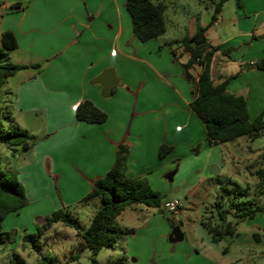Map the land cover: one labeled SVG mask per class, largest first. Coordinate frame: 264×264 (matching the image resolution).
Wrapping results in <instances>:
<instances>
[{"label":"crops","instance_id":"0c3cea01","mask_svg":"<svg viewBox=\"0 0 264 264\" xmlns=\"http://www.w3.org/2000/svg\"><path fill=\"white\" fill-rule=\"evenodd\" d=\"M218 3L214 13L207 10L196 18L197 25L207 27L206 37L216 48L211 63L213 82L235 77L227 90L247 100L249 113L257 110L254 116L249 114L251 120L260 113L264 117V71L252 66L264 57V0H225L215 14ZM17 4L20 9H15ZM129 16L126 0H0V37L12 31L19 44L11 63L41 65L8 78L0 94V107L7 108L17 125L37 139L29 150L12 148L24 185L32 177L51 185L54 178L65 203H81L111 169L123 144L129 148L128 176L146 178L160 193L186 194L187 181L180 180L169 189L164 183L166 175L176 167L177 172L184 157L205 153L208 161L212 159L218 145L209 144L205 124L191 108L194 89L182 68L189 54L174 44L175 60L170 50L162 48L160 38L139 41ZM108 69H113L119 85L104 98L101 85L93 82ZM191 73L197 79L200 68ZM85 100L107 114L105 123L89 124L76 118V109ZM162 145L171 146L172 151L160 159ZM259 156L260 151L254 154ZM92 201L96 212L98 199L84 205ZM32 206L39 225L46 222L42 218L61 208L45 192L21 210ZM240 224L233 237L235 248L243 251L240 260L228 259V248L224 257L209 248L204 253L203 239L201 252L195 249L183 254L166 247L168 260L175 264L174 255H181V264H264V211L242 222L244 231ZM154 253L150 262L163 264L164 258L158 260Z\"/></svg>","mask_w":264,"mask_h":264},{"label":"rangeland","instance_id":"374dc122","mask_svg":"<svg viewBox=\"0 0 264 264\" xmlns=\"http://www.w3.org/2000/svg\"><path fill=\"white\" fill-rule=\"evenodd\" d=\"M219 1L164 0L167 5L164 13L167 31L159 39L162 48L170 50L169 44L173 40L182 38L191 30L194 32L198 26L197 19L201 18L207 10L214 13V4ZM13 59L14 53L10 52L4 57L3 62L8 60L11 63ZM2 110L3 107H0V129L5 130L9 128L10 122L4 118ZM255 112L257 110L252 109L250 116H254ZM213 149L212 159L209 161L205 153L188 159L184 157L173 180L165 178L164 183L169 189L177 186L180 180L187 181L186 194L184 191L178 195L159 192L163 196V203L167 199L180 201L181 210L178 215H173L163 208H150L143 204L129 207L117 221L123 228L134 229L135 233L124 236L115 248H105L94 255L87 248L83 247L80 250L84 242L78 237L77 231L66 227L61 222L52 224L49 229L40 233L36 228L39 221L32 216L35 206H32L6 219L4 230L12 231L14 238L3 237L4 242L0 243V264H41V259L45 256L54 258L55 264H126L127 262L137 264L133 262L137 258L140 259L138 264H153L150 260L154 258V251L158 255V260L164 258L163 264H172L168 260L166 247L171 249L175 247L183 254L195 249L201 252V239L205 242V247L202 249L204 253L208 254L206 250L209 248L220 257H224L226 254L223 251L228 248L231 250L228 259L240 260L243 258V251L239 246L238 249L235 248L233 238L227 237L220 243H212L208 231L201 222L208 219L218 222L215 205L221 195V188L228 191L225 201L228 199L236 202L249 201L264 206V185H260V178L257 175L260 169H264V135L254 141L247 137H240L237 141L219 144ZM196 150L195 148L194 154ZM258 151L261 152V156L256 158L254 154ZM213 167L219 170L217 175L213 174ZM175 170L177 167L172 172ZM0 171L15 173L18 179L24 182L17 170L16 155L11 147L4 144H0ZM26 182L25 188L29 200L34 196L37 198L44 192L51 194L52 201L61 208L66 207L83 229L89 226L90 216L94 214L91 212H95L93 201L88 205H84L85 202L73 205L65 203L61 194L63 193L61 185H57L54 178H51V185L46 184L43 178L39 181L37 177H32ZM94 199H98V203L102 204L100 198ZM42 220L45 219L42 218ZM240 225L241 231H244L245 226L242 222ZM175 227H180L185 234V239L178 243H171L169 236ZM25 235L29 237L27 241H24ZM254 249L259 250L257 247ZM173 258L175 264L183 262L181 255H174Z\"/></svg>","mask_w":264,"mask_h":264},{"label":"trees","instance_id":"16d2710c","mask_svg":"<svg viewBox=\"0 0 264 264\" xmlns=\"http://www.w3.org/2000/svg\"><path fill=\"white\" fill-rule=\"evenodd\" d=\"M221 0L215 7V14L222 9ZM17 4L15 9H20ZM126 9L132 22V31L136 39L141 42L155 40L165 35L167 24L164 13L167 9L163 0H126ZM216 20L212 17V23ZM207 27L200 24L196 32L186 35L181 41L169 44L170 52L177 60L174 44H180L189 54L188 61L182 65L186 80L194 89L195 98L191 108L203 121L207 130V140L210 145L231 143L240 137H247L254 141L264 135V117L257 116L250 119L247 100L227 90L228 83L235 77L225 78L215 84L211 74V63L216 48L206 37ZM18 40L12 31H4L0 37V94L8 78L29 67L39 69L40 64L23 65L3 62L4 57L17 50ZM253 67L264 71V57L254 63ZM200 68L198 78L195 79L191 70ZM4 118L9 120L8 129H0V144L11 148L29 150L36 142V136L28 130L20 128L7 108L2 110ZM76 118L89 124H102L108 119L107 114L97 108L91 101L81 102L76 109ZM172 151V147L162 145L159 149V158L163 159ZM197 151V150H196ZM129 148L121 144L116 152L115 162L105 176L99 178L93 185L91 192L81 201L87 202L100 198L102 204L92 217L89 226L83 229L71 216L66 207L52 212L45 218L43 225H38L42 233L52 224L61 222L66 227L77 231L78 237L84 242L80 250L87 248L97 255L105 248H115L119 241L127 235H133L134 229L123 228L119 225L118 217L129 207L143 204L150 208H162L163 196L154 190L146 178H134L127 175V160ZM260 185H264V169L257 172ZM221 195L216 202L218 222L204 220L201 225L208 231L211 241L215 244L227 237L237 235V225L240 222L251 220L264 211V206L254 202L233 200L225 201L228 195L225 188H221ZM29 204L25 185L15 173L0 171V243L3 237L14 238L12 231H5L4 220L11 214L18 212ZM24 236V241L28 240ZM41 264H55V259L42 257Z\"/></svg>","mask_w":264,"mask_h":264},{"label":"water","instance_id":"95a60500","mask_svg":"<svg viewBox=\"0 0 264 264\" xmlns=\"http://www.w3.org/2000/svg\"><path fill=\"white\" fill-rule=\"evenodd\" d=\"M93 84L101 85L102 96L104 98H109L112 95L113 87L119 85V80L116 78L113 69H108L104 73H102L97 79H95ZM212 169L214 175H217L219 173V170L216 167H213ZM175 173L176 171L168 174L166 178L172 181ZM183 239H184V234L182 233L180 227H175L169 236V241L171 243H178L183 241Z\"/></svg>","mask_w":264,"mask_h":264},{"label":"built area","instance_id":"2783aa9c","mask_svg":"<svg viewBox=\"0 0 264 264\" xmlns=\"http://www.w3.org/2000/svg\"><path fill=\"white\" fill-rule=\"evenodd\" d=\"M162 208L173 215H178L181 210V203L179 200H167L163 203Z\"/></svg>","mask_w":264,"mask_h":264}]
</instances>
